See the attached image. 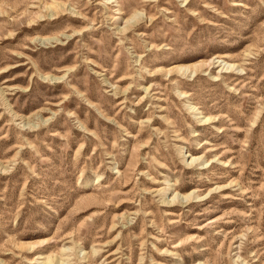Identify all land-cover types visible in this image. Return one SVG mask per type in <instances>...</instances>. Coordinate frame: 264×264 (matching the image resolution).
<instances>
[{"label":"rangeland","instance_id":"374dc122","mask_svg":"<svg viewBox=\"0 0 264 264\" xmlns=\"http://www.w3.org/2000/svg\"><path fill=\"white\" fill-rule=\"evenodd\" d=\"M0 264H264V0H0Z\"/></svg>","mask_w":264,"mask_h":264},{"label":"bare ground","instance_id":"6f19581e","mask_svg":"<svg viewBox=\"0 0 264 264\" xmlns=\"http://www.w3.org/2000/svg\"><path fill=\"white\" fill-rule=\"evenodd\" d=\"M133 19H130V20H128L127 22H126V27L128 26V24H130V22L132 21ZM125 27V28H126ZM125 28H118V29H120V30H122V29H125ZM68 38V37H67ZM45 40V39H44ZM218 62L221 64V65H223L224 66V68L226 69V70H229V69H234V65H231V64H229V63H227V62H225V61H221V60H218ZM44 78V77H43ZM53 79H57V78H54V77H52ZM191 110H192V112L193 113H196V115L197 116H199V115H201L199 112H198V110L195 108V107H191ZM199 119H200V121H201V123H205L206 124V122H210V119L209 118H207V117H199ZM208 122V123H209ZM188 158H190L191 159V164H193V163H197L199 160H200V158L199 157H194V156H190V155H188ZM199 163V162H198ZM195 191H193V192H191V193H189V194H187V195H181V194H176L175 195V197H173V199H166L165 200V203L167 204V205H170V204H172V203H174V202H176V201H181L182 203H187L188 201H190L192 198H198L196 195H195ZM173 206V205H172Z\"/></svg>","mask_w":264,"mask_h":264}]
</instances>
